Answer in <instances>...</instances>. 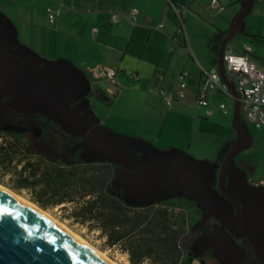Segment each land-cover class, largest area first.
<instances>
[{
	"label": "crops",
	"instance_id": "1",
	"mask_svg": "<svg viewBox=\"0 0 264 264\" xmlns=\"http://www.w3.org/2000/svg\"><path fill=\"white\" fill-rule=\"evenodd\" d=\"M170 1L184 5L181 18ZM218 1L221 10L210 8V0H0V50L16 56L42 88L74 107L111 143H125L124 136L143 140L157 176L167 181L156 180L165 195L159 201L191 203L181 239L184 258L203 264H264V166L241 158L232 163L233 156L221 184L223 159H215L217 153L204 165L175 152L166 154L154 144L170 120L188 113L217 126L226 122V138L235 133L236 140L234 114L228 116L224 101L232 97L213 89L207 107L196 102L205 79L202 70L218 69L222 39L248 2ZM47 7L60 10L53 23ZM132 7L138 9L135 21L129 16ZM113 13L122 19L112 22ZM244 19L248 39L231 41L233 35L226 47L239 53L250 46L251 59L264 71V35L254 30L256 24L264 26V0H254ZM97 64L116 68L115 85L91 73ZM182 70L188 72L185 96L165 107L155 89L175 90ZM170 175L174 182H169ZM170 184L174 187H161ZM171 194L173 198L167 197Z\"/></svg>",
	"mask_w": 264,
	"mask_h": 264
},
{
	"label": "rangeland",
	"instance_id": "2",
	"mask_svg": "<svg viewBox=\"0 0 264 264\" xmlns=\"http://www.w3.org/2000/svg\"><path fill=\"white\" fill-rule=\"evenodd\" d=\"M246 27L247 19H244L231 41L248 39L244 34ZM254 30L264 35V26L256 24ZM262 53L264 55V50H262ZM5 101L4 98L0 100V132L12 130L14 134L23 135L27 140L29 149L33 153L42 154L46 159L53 160L61 165L95 161L93 158L96 155L88 153V143L83 135L74 133L65 128L62 124L49 117L44 112H24ZM224 101L227 103L229 110L228 116L231 118L234 114V102L228 97L227 100ZM65 105L68 108L71 107V109L76 110L74 107L68 105L67 102ZM241 124L244 134L243 144L241 149L234 155L231 162L233 163L241 158L252 166H264V127H253L243 116L241 117ZM226 126V122H223L220 126L218 124L217 126V123L215 122L213 123L208 120L200 119L193 114L188 113L181 115L177 119L170 120L166 124L163 132H161V136L156 138L154 144L160 149L165 148L166 154L169 152H175L176 154H179L178 156H181L191 163L199 162L200 164L203 163L205 165L209 164L215 153H217L216 156L214 155L215 159L218 161L221 159L224 160L226 155L223 156V158L221 157L225 151L232 149L235 146V133L232 138L227 139L226 134L223 132L226 129ZM187 129L189 131H187ZM108 132L109 131L107 130V133ZM95 134L98 135V130H95ZM2 139L3 137L0 138V142H2ZM12 139L13 137L10 139L8 138L9 141ZM103 139L108 142L116 161L120 162L119 164H114L116 167L119 166V168L122 167V169L125 168L132 172L146 174L151 176L155 181H166L164 178H159L157 176V171L153 168L154 160H151L150 154L146 153V147H142L141 142L144 143L142 139L124 136L122 139H126L125 143H117L118 146L111 143L105 137H103ZM132 141H139V143H133ZM251 144L254 149L253 147L252 149L247 148ZM165 163L170 164L169 161ZM170 167L171 166H168L165 169L168 175ZM221 167L222 165L220 166L219 172H221ZM202 171L204 172L205 170L202 169ZM169 182H174L172 175L169 176ZM0 184L8 190H11L13 193L33 202L31 199L32 194L27 189L19 190L12 187V173H4L1 167ZM172 185L173 184H170V186L161 185V187L168 189L174 187V185ZM125 186L126 185H123L121 182L114 183L112 181L110 184V190L112 193L117 194L127 202H138V200H136L137 197L133 193L134 190L132 191ZM162 191L163 190L160 191V187H158L157 184V196H155L157 199L153 201H158L165 197V195H162L164 194ZM148 192L142 197L149 198V196L153 195L155 191L152 192L151 195L148 194ZM167 197L173 198V195L171 194ZM162 204L170 207L172 212L185 216L186 225L189 226V210L191 208V203L189 201L172 199L171 201H164ZM36 205L39 206L38 204ZM42 209L60 221L64 226L75 233L76 236L83 239L98 251L105 253L113 261L118 264H130L127 253L120 251L119 248H110L104 245L103 239L98 237V230H90L88 226L76 223L69 218L67 216L69 204L49 206L48 208Z\"/></svg>",
	"mask_w": 264,
	"mask_h": 264
},
{
	"label": "trees",
	"instance_id": "3",
	"mask_svg": "<svg viewBox=\"0 0 264 264\" xmlns=\"http://www.w3.org/2000/svg\"><path fill=\"white\" fill-rule=\"evenodd\" d=\"M1 137L0 167L12 173V187L27 189L40 207L69 204V218L98 230L104 245L127 253L130 264H189L193 259L184 258L181 247L186 217L159 200L130 203L112 193L111 162L61 165L33 153L21 134L8 130Z\"/></svg>",
	"mask_w": 264,
	"mask_h": 264
},
{
	"label": "water",
	"instance_id": "4",
	"mask_svg": "<svg viewBox=\"0 0 264 264\" xmlns=\"http://www.w3.org/2000/svg\"><path fill=\"white\" fill-rule=\"evenodd\" d=\"M253 4L254 0H248L246 7L237 14L218 50V71L233 95L236 132L235 146L222 162L221 184L230 160L243 144L241 101L234 83L226 76L223 54L227 42L237 31L245 15L252 10ZM3 98L6 103L21 111L44 112L65 128L83 135L88 143V153L96 155L94 160H106L115 165L120 163L116 161L108 142L99 133L95 134V130L90 128L78 111L68 108L62 101L57 100L52 92L42 88L16 56L0 50V100ZM112 181L121 182L125 187L134 190L138 202L150 203L157 199V184L151 176L117 166ZM146 192L150 195L154 193L149 198L142 197ZM0 264L110 263L39 212L0 188Z\"/></svg>",
	"mask_w": 264,
	"mask_h": 264
},
{
	"label": "built area",
	"instance_id": "5",
	"mask_svg": "<svg viewBox=\"0 0 264 264\" xmlns=\"http://www.w3.org/2000/svg\"><path fill=\"white\" fill-rule=\"evenodd\" d=\"M170 5L179 18H181L185 11L184 5L177 4L173 1H170ZM210 8L221 10L223 6L218 0H210ZM46 13L48 21L53 23L60 15V10L47 7ZM137 13L138 9L132 7L129 15L131 20H136ZM120 19H122V16L118 13L111 15V20L114 23H117ZM177 33L182 34L183 30L179 29ZM262 43L264 44V37L262 38ZM251 50L252 48L246 45L241 52L234 53L231 50V46L228 45L224 50L223 61L226 76L234 83L235 89L239 94L242 116L255 128H261L264 126V71L251 59L249 54ZM90 71L95 77L105 79L112 85L116 84V68L97 64L92 66ZM202 72L205 74V79L196 93V102L198 105L208 106V94L213 89H217L233 98L230 89L222 80L216 67L209 70H202ZM135 78L138 79L137 76ZM187 78L188 72L182 70L178 73L177 88L175 90H167L161 86L155 89V92L162 99L165 107H169L177 99L184 98L187 88ZM220 108L223 112H226L224 103H220ZM206 114L210 115L211 111L207 109ZM189 264L203 263L199 259L193 258Z\"/></svg>",
	"mask_w": 264,
	"mask_h": 264
},
{
	"label": "bare ground",
	"instance_id": "6",
	"mask_svg": "<svg viewBox=\"0 0 264 264\" xmlns=\"http://www.w3.org/2000/svg\"><path fill=\"white\" fill-rule=\"evenodd\" d=\"M0 188L2 190L6 191L7 193L15 196L18 200H20L21 202L25 203L30 208H32L35 211L39 212L42 216H44L45 218H47L48 220H50L51 222H53L56 226H58L61 230H63L64 232H66L68 235H70L74 239L82 242L89 250H91L93 253H95L96 255H98L99 257H101L102 259H104L105 261H107L108 263H110V264H118L117 262H115L112 259H110L105 253H103L101 251H98L97 249H95L94 247H92L91 245H89L87 242H85L83 239H81L78 236H76L75 233H73L66 226H64L60 221H58L57 219H55L52 215H50L44 209H42L39 206H37L35 203H33V202H31V201H29V200H27V199H25V198L17 195L16 193H13L11 190H8L7 188L1 186V184H0Z\"/></svg>",
	"mask_w": 264,
	"mask_h": 264
},
{
	"label": "flooded vegetation",
	"instance_id": "7",
	"mask_svg": "<svg viewBox=\"0 0 264 264\" xmlns=\"http://www.w3.org/2000/svg\"><path fill=\"white\" fill-rule=\"evenodd\" d=\"M115 166V165H114ZM116 167V166H115ZM161 191V190H160Z\"/></svg>",
	"mask_w": 264,
	"mask_h": 264
}]
</instances>
